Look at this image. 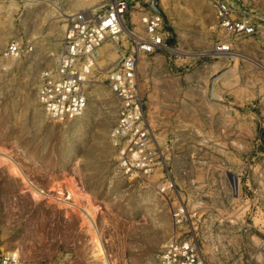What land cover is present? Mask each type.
<instances>
[{"label": "rangeland", "instance_id": "374dc122", "mask_svg": "<svg viewBox=\"0 0 264 264\" xmlns=\"http://www.w3.org/2000/svg\"><path fill=\"white\" fill-rule=\"evenodd\" d=\"M227 1L234 15L255 21V34L234 37L216 26L212 0L161 7L171 50L141 55L138 63L161 161L143 180L120 173L110 141L117 100L106 76L118 57L95 68L77 118L53 121L36 98L39 73L61 46L66 14L103 10L107 0H0V52L12 40L32 46L0 63V252L16 251L25 264H103L102 247L110 264H158L175 233L191 235L206 264H264V0ZM130 18L128 28L143 35L139 13ZM127 37L115 39L119 50L129 46ZM217 40L250 58L239 56L234 65L252 104L243 111L255 123L222 122L217 102L207 103L202 125L174 119L183 112L174 108L175 73L189 62L215 72L218 58L210 50ZM168 178L175 189L162 194L158 187ZM27 179L48 195L35 196ZM180 205L189 216L175 227L170 210Z\"/></svg>", "mask_w": 264, "mask_h": 264}, {"label": "built area", "instance_id": "2783aa9c", "mask_svg": "<svg viewBox=\"0 0 264 264\" xmlns=\"http://www.w3.org/2000/svg\"><path fill=\"white\" fill-rule=\"evenodd\" d=\"M168 0H107L103 10L75 12L68 16L62 43L52 65L38 76L36 98L47 117L56 122L80 116L87 105L86 84L95 70L96 48L105 40L117 38L131 23V11L139 13L144 34L127 37L129 46L120 51L117 63L107 70L106 84L117 100L110 141L115 149L120 173L127 178L145 179L160 161L159 147L143 110L144 100L138 77L141 55L171 50L172 37L165 28L161 7ZM216 26L237 37L257 32L255 21L234 15L227 0H212ZM32 50L31 45L10 41L0 52V63ZM213 56H232L229 42L217 40L210 50ZM175 189L168 178L158 191ZM174 226L187 220L182 206L170 210ZM158 264H206L194 238L189 234L169 238L157 254ZM0 264H25L16 251L0 252Z\"/></svg>", "mask_w": 264, "mask_h": 264}, {"label": "crops", "instance_id": "0c3cea01", "mask_svg": "<svg viewBox=\"0 0 264 264\" xmlns=\"http://www.w3.org/2000/svg\"><path fill=\"white\" fill-rule=\"evenodd\" d=\"M239 56L246 57L236 51L232 56H217L215 72L192 67L189 62L185 63L181 71L175 73L174 108L183 110L175 115L177 122L202 125L207 120V103L217 102L219 109L225 111L221 116L222 122L225 120V123L232 124L243 120L248 124L255 123L249 112L243 111L250 110L252 104L245 92L242 93L245 83L234 65L235 58L238 59Z\"/></svg>", "mask_w": 264, "mask_h": 264}, {"label": "bare ground", "instance_id": "6f19581e", "mask_svg": "<svg viewBox=\"0 0 264 264\" xmlns=\"http://www.w3.org/2000/svg\"><path fill=\"white\" fill-rule=\"evenodd\" d=\"M69 16V15H71V14H66V16ZM121 34H127L129 37H132V36H134L136 33L135 32H133V31H131V30H127V29H125V28H123V31L121 32ZM120 34V35H121ZM119 35V36H120ZM116 38H114V39H110V40H115ZM106 41V40H105ZM104 41V42H105ZM116 42H118L117 40H115V41H113V43L112 44H110V43H104V44H100L97 48H96V53H95V68L97 69V67L99 68V69H101V67H100V65L101 64H103V62H105V61H115L116 59H117V57H119L117 54V52H118V45H117V43ZM122 49H120L119 50V55H120V51H121ZM106 57V58H105ZM97 58V59H96ZM97 60H98V63H97ZM3 156H4V158H6V160H10V162H11V164H12V167L14 168V170H15V172L17 173V174H21V175H24V173H23V170H22V168H21V165L16 161V160H14L13 159V157H11L9 154H3ZM27 181V184H28V186L30 187V189L32 190V193L35 195V196H40V195H48V193H46L44 190H42V189H40V188H38L37 186H35L34 185V182H32V181H30V180H26ZM67 198H69V196L68 197H64L63 198V200L65 201ZM88 220H89V222H90V225H91V217H89L88 216ZM93 222V221H92ZM97 236H99L98 234H97ZM101 252H102V254H103V259H104V261H103V264H110L109 263V261H108V259H107V257H106V254H105V252H104V250H103V248L101 247Z\"/></svg>", "mask_w": 264, "mask_h": 264}]
</instances>
